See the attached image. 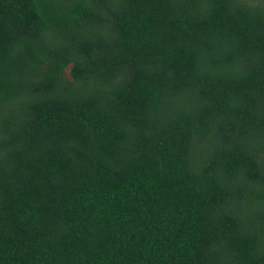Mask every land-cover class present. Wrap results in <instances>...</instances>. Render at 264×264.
I'll return each instance as SVG.
<instances>
[{
	"label": "trees",
	"instance_id": "obj_1",
	"mask_svg": "<svg viewBox=\"0 0 264 264\" xmlns=\"http://www.w3.org/2000/svg\"><path fill=\"white\" fill-rule=\"evenodd\" d=\"M0 264H264V0H0Z\"/></svg>",
	"mask_w": 264,
	"mask_h": 264
}]
</instances>
